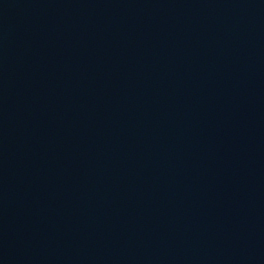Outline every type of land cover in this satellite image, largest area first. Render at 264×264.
I'll return each mask as SVG.
<instances>
[{"label": "water", "instance_id": "95a60500", "mask_svg": "<svg viewBox=\"0 0 264 264\" xmlns=\"http://www.w3.org/2000/svg\"><path fill=\"white\" fill-rule=\"evenodd\" d=\"M0 264H264V0H0Z\"/></svg>", "mask_w": 264, "mask_h": 264}]
</instances>
